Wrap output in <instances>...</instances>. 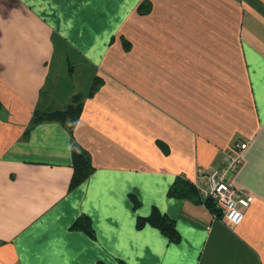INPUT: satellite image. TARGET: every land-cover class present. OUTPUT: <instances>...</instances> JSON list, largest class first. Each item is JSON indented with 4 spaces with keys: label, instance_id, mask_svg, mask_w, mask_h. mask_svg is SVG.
Returning a JSON list of instances; mask_svg holds the SVG:
<instances>
[{
    "label": "crops",
    "instance_id": "1",
    "mask_svg": "<svg viewBox=\"0 0 264 264\" xmlns=\"http://www.w3.org/2000/svg\"><path fill=\"white\" fill-rule=\"evenodd\" d=\"M94 77L72 134L31 126ZM236 143L239 224L167 195ZM0 264H264V0H0Z\"/></svg>",
    "mask_w": 264,
    "mask_h": 264
},
{
    "label": "trees",
    "instance_id": "2",
    "mask_svg": "<svg viewBox=\"0 0 264 264\" xmlns=\"http://www.w3.org/2000/svg\"><path fill=\"white\" fill-rule=\"evenodd\" d=\"M101 84L102 80L100 78L94 77L89 89L85 93L73 95L69 104H67L63 109L42 111L38 108H35L31 117V126L42 122H58L62 125L67 124L68 131L70 134H72L73 127L80 116L83 100L86 97L92 96ZM72 170L73 172L70 188L76 187L85 181L92 172L88 155L75 144L72 145ZM167 195L173 198L195 199L198 202H201L197 196V190L195 189L193 183L181 176H178L174 180L168 189ZM204 205L220 216L219 212L211 202H206ZM146 224L158 229L164 236L168 238L169 241L174 243L179 241V235L176 232L174 221L165 215H161L157 209H152L150 215L146 218H137V229H141ZM74 227L81 228L87 234L93 236V232L87 220H84L81 224L76 222Z\"/></svg>",
    "mask_w": 264,
    "mask_h": 264
},
{
    "label": "built area",
    "instance_id": "3",
    "mask_svg": "<svg viewBox=\"0 0 264 264\" xmlns=\"http://www.w3.org/2000/svg\"><path fill=\"white\" fill-rule=\"evenodd\" d=\"M246 143H236L223 151L219 168H198L193 185L197 196L204 204L211 202L219 212L221 220L228 225L239 224L251 198L234 188L228 178L242 164Z\"/></svg>",
    "mask_w": 264,
    "mask_h": 264
}]
</instances>
